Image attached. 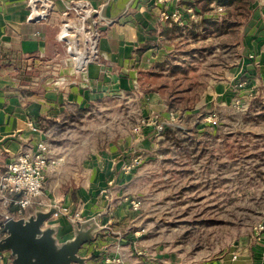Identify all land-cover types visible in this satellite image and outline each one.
<instances>
[{
  "label": "crops",
  "instance_id": "1",
  "mask_svg": "<svg viewBox=\"0 0 264 264\" xmlns=\"http://www.w3.org/2000/svg\"><path fill=\"white\" fill-rule=\"evenodd\" d=\"M259 1L252 6V16L239 43L240 61L236 62V67L224 70L225 81L211 83L200 99L203 104L222 101L229 105L236 95L244 100L260 97L264 101V3ZM66 2H89L94 10L93 18L102 29L99 42L101 60L90 65L83 75L76 71V64L66 63L70 62L66 45L58 40ZM188 2L193 0H65L56 4L47 21L35 22L28 19L27 0H0V177L12 159L33 150L41 140H48L50 156L59 158L54 152L59 137L51 136L58 132L62 118L67 121L74 111L88 112L103 100L118 101L122 90L133 91L131 79L135 74L137 79L143 75L148 78L156 65L174 51L175 45L174 42L165 43L160 49H151L143 55L138 54L139 47L163 40V27L170 28L174 23L164 22L163 13L181 14L183 26L194 21L198 9L189 6ZM190 9L194 11L191 15L188 13ZM32 67L55 76L64 74V83H55L57 78L50 77L41 84L42 93L24 94L21 77ZM84 80L88 83L87 89H84ZM238 81L247 84L240 92L236 87ZM147 92L142 99L149 101L147 112H162L166 107L162 103L164 98L149 86ZM45 120L51 125L45 124ZM31 123L38 125L41 131H32ZM44 127L49 128L44 130ZM137 137L134 129L124 143L112 144L105 151L87 152L80 159L63 155L60 158H64V164L56 173L49 174L44 183L42 201L79 211L84 220L96 218L104 227L94 242L85 246L89 253L82 255L93 256L87 264H132L125 255L129 250L132 256L143 260L147 255L146 251L145 256L137 254L140 249L144 250L140 242H135L139 237L134 236H140V232L132 233L133 245L128 237L120 240L110 236L117 234L116 230H124L127 219L123 221L124 227L118 229L104 226L105 219L112 215L107 210L113 202L107 186L113 183L115 172L124 166L122 156L134 151L131 142ZM15 210L0 201V227L7 216L13 217ZM132 214L115 212V216L129 215L130 218ZM50 223L61 224L60 241L72 237L69 235L73 233V227L64 215ZM238 250L239 256L225 257L210 264H264V235H255ZM9 262L0 261V264Z\"/></svg>",
  "mask_w": 264,
  "mask_h": 264
},
{
  "label": "rangeland",
  "instance_id": "2",
  "mask_svg": "<svg viewBox=\"0 0 264 264\" xmlns=\"http://www.w3.org/2000/svg\"><path fill=\"white\" fill-rule=\"evenodd\" d=\"M258 1L253 0L252 6ZM244 31L246 26L241 30L242 35ZM234 55L228 59L230 63L240 61ZM99 59L98 53L94 63ZM218 61L209 56L194 73L200 74L204 68L211 71L204 83L206 91L212 82L226 79L224 73L219 74L222 70ZM43 71L32 68L27 72L33 77L30 93H42V85L50 77L57 78L55 83H64V74L55 76ZM138 79L135 74L131 79L133 91L122 90L118 101H100L74 120L72 113L67 121L62 118L58 132L51 136L60 140L54 144L55 155L80 159L87 152L105 151L112 144L124 143L135 129L138 137L131 142L134 151L122 156L124 166L115 172L113 183L106 189L113 202L107 210L112 215L105 219L104 226L118 229L124 227L123 221L127 219L126 228L110 236L120 240L128 237L134 244L132 233L140 232V236H134L139 237L135 242H140L147 253L143 260L132 256L129 250L126 258L132 264H210L239 256L238 249L248 240L252 241L255 227L264 217V178L251 174L257 164L253 157L264 148V122L244 121L242 115L252 101L240 95L229 105L222 101L209 105L203 101H180L181 110L177 112L170 111L163 101L166 107L162 112L148 113L149 101L142 99L148 94V86L155 89L159 82H146L145 75ZM246 85L238 81L236 87L240 92ZM84 86L88 88L85 80ZM193 102L196 103L193 110H182L184 104ZM190 113L198 114V118L188 120ZM157 120L166 127L165 131L182 129L185 135L177 133L184 140L182 144L165 141V132L158 136ZM152 127L155 128L146 131ZM233 199L238 202L230 205ZM117 211L133 213V216H115ZM88 253L89 248L83 247L82 254Z\"/></svg>",
  "mask_w": 264,
  "mask_h": 264
},
{
  "label": "trees",
  "instance_id": "3",
  "mask_svg": "<svg viewBox=\"0 0 264 264\" xmlns=\"http://www.w3.org/2000/svg\"><path fill=\"white\" fill-rule=\"evenodd\" d=\"M252 3L253 0H193L187 4L198 9L195 12L196 19L194 21L185 26L172 23L170 28L163 27L162 41L147 42L139 47L137 52L139 55H143L151 49H160L165 43L172 44L174 42V51L167 56L164 62L157 64L146 79V82L153 80L159 82L158 85L155 84V89L164 98L170 111L181 110L178 103L180 101L181 103L183 101L186 103L200 101L202 92L206 91L204 83L211 76L209 73L211 71L204 68L202 73H194L199 71V65L206 62L209 56L214 61L219 60L218 64L222 70L219 74L236 64V62L230 63L228 59L234 54L235 58L239 57L241 30L252 16ZM213 65H217L216 62ZM32 68L34 69V67ZM21 79L24 83L22 92L27 94L30 92L33 77L26 72ZM195 105V102L191 105L184 104L182 110L190 112L195 108ZM83 113L85 111H77L75 114H71V118H76L77 115L80 116ZM242 116L244 121L249 123L264 122V101L260 97L253 99L248 110ZM187 118L196 120L198 114L190 113ZM48 128L44 127V130ZM177 133L185 135V132L180 128L167 129L165 141L172 140L176 145L182 144L184 140L179 138ZM261 150L253 157L257 164L252 167L251 174L264 178V148ZM248 192L251 193V191ZM237 202L238 200L233 199L229 204L235 205Z\"/></svg>",
  "mask_w": 264,
  "mask_h": 264
},
{
  "label": "built area",
  "instance_id": "4",
  "mask_svg": "<svg viewBox=\"0 0 264 264\" xmlns=\"http://www.w3.org/2000/svg\"><path fill=\"white\" fill-rule=\"evenodd\" d=\"M59 1L64 2L65 0H27L29 21H47ZM66 3L62 11V25L58 40L66 45L69 61L76 64V71L81 74L86 73L88 65L98 58V44L102 34L101 25L93 18L94 10L89 2ZM188 13L191 15L194 11L190 9ZM162 18L165 22L184 25L179 13L171 15L163 13ZM170 117L174 119L175 115L171 113ZM30 127L32 131H41V128L33 123ZM156 128L159 136L165 132L166 127L158 121ZM50 153V142L41 140L33 150L21 153L6 165L5 172L0 177V201L4 206L15 207L13 215L15 219L27 217L36 210L47 211L52 205L57 204L45 203L41 199L47 176L56 173L64 164V158L51 157ZM138 205L139 203L135 204L134 210H137ZM61 215H64L70 222L85 221L79 211L61 206L59 213L54 215L52 220L58 219ZM13 217L7 216V219ZM1 229L2 227L0 231ZM255 235H264V217L257 223ZM137 254L145 256L146 253L140 249ZM5 260H10L9 254L0 253V261Z\"/></svg>",
  "mask_w": 264,
  "mask_h": 264
},
{
  "label": "water",
  "instance_id": "5",
  "mask_svg": "<svg viewBox=\"0 0 264 264\" xmlns=\"http://www.w3.org/2000/svg\"><path fill=\"white\" fill-rule=\"evenodd\" d=\"M60 211L36 210L27 217L7 219L0 231V253H8V264H87L93 256H83V247L104 231L96 218L72 221L73 236L60 241V223H50Z\"/></svg>",
  "mask_w": 264,
  "mask_h": 264
}]
</instances>
